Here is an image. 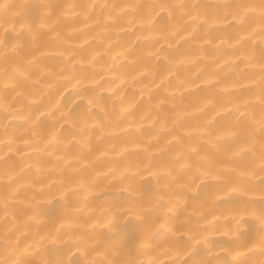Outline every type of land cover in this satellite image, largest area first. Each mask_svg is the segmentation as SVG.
<instances>
[{
  "label": "bare ground",
  "instance_id": "6f19581e",
  "mask_svg": "<svg viewBox=\"0 0 264 264\" xmlns=\"http://www.w3.org/2000/svg\"><path fill=\"white\" fill-rule=\"evenodd\" d=\"M225 2L0 0L76 5L65 9L56 32L38 30L27 8H9L7 20L0 9V259L242 258L237 252L245 250L233 248L259 227L260 192L229 199L216 182L193 181L178 168L169 176L161 167L176 148L169 129L182 136L198 126L233 128L239 114L224 106L240 100L255 104L258 118L261 38L246 33L238 43L224 25L187 35L180 10L155 7ZM248 56L254 64L244 62ZM257 156L221 158L219 166L255 160L258 167ZM130 190L145 206L163 197L160 213L181 229L179 243L136 227ZM187 227L193 231L184 235ZM249 247L258 264L259 245ZM25 248L37 254L29 257Z\"/></svg>",
  "mask_w": 264,
  "mask_h": 264
},
{
  "label": "snow or ice",
  "instance_id": "6c2138e0",
  "mask_svg": "<svg viewBox=\"0 0 264 264\" xmlns=\"http://www.w3.org/2000/svg\"><path fill=\"white\" fill-rule=\"evenodd\" d=\"M75 7L76 5H60L57 3L30 6L0 3V9H3L6 20L8 19L9 8H27L29 10L27 15H30L32 22L38 25V30L48 28L50 32H56L62 18L67 15L65 9ZM128 7L134 6L130 5ZM155 7L180 10L181 14L186 17L183 31L187 35L194 36L201 28L214 29L216 26L224 25L235 29V35L239 38L238 43L248 33L249 38L253 35L259 36L262 44H264V0H259V3H251L249 0H229V2L215 5L175 4L157 5ZM169 14L171 15V13ZM29 31H31V28H29ZM12 51H16V45L12 46ZM244 62L249 65L254 64L250 56L244 57ZM258 74L260 89L258 118L256 105L246 100H240L238 104H233L231 107L224 106V111L239 114L237 123L233 128L213 132L209 130L207 125L198 126L190 131H184L182 136L173 134L171 129L168 130L172 134V140L168 143L171 144L174 141L176 148L168 159L161 164L167 175L171 176V169L178 168L190 173L193 181L204 179L216 182L218 190L224 192L226 198L229 199L234 193L246 196L248 192L258 190L261 194V209L257 221L259 227L255 233L244 235L233 248L234 251L237 249L245 250L243 253L237 252V255L242 256V258H225L221 261L217 257L215 262L212 260H198L192 261L191 264H257L256 261L251 259L252 256L256 255V252L249 247V245L254 246L257 244L259 245L260 255L264 256V47H261ZM245 156H257L258 167L255 160L251 161L247 167H244L241 163H232L226 169L219 166L221 158L237 162ZM150 175H155V173H150ZM257 176L260 178L258 186L252 182ZM180 187L187 189L188 185H181ZM179 195L177 193V198H179ZM242 203L250 206L255 201L245 200ZM5 207L7 206L5 205ZM163 207V197L160 198V202L145 206L139 202L138 193L135 190L129 191L127 210L129 215L134 217L133 223L136 227L142 228L150 236L165 233L170 240L179 243L181 238L177 236V232L181 229L168 223L160 213ZM245 210L248 209L245 208ZM195 227L198 228V225ZM189 231H193V228L187 227L184 235H187ZM192 239H195V237H192ZM52 243L55 244V240ZM21 251L29 257L37 254L29 248ZM0 264H43V262L29 258L13 259L6 257L0 259ZM48 264H64V262L56 259L49 261ZM76 264H79V262H76ZM88 264H143V262L136 259H102L99 262L90 261ZM258 264H264V259H261Z\"/></svg>",
  "mask_w": 264,
  "mask_h": 264
}]
</instances>
